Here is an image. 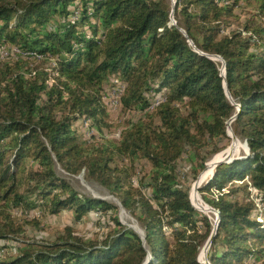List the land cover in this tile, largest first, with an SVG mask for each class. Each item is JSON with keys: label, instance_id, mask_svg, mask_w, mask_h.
<instances>
[{"label": "trees", "instance_id": "1", "mask_svg": "<svg viewBox=\"0 0 264 264\" xmlns=\"http://www.w3.org/2000/svg\"><path fill=\"white\" fill-rule=\"evenodd\" d=\"M240 1L174 0L169 25L170 0H0V42L42 56L0 60V264H204L198 254L213 223L193 207L191 183L231 141L226 121L236 112L231 128L248 154L215 166L198 188L219 210L207 260L264 264V26L230 29ZM253 3L264 16V0ZM119 84L120 109L139 115L105 138L113 126L105 100ZM80 118L101 143L79 139ZM56 164L107 188L144 240L116 205L75 190ZM33 209L76 221L110 212L109 229L96 240L65 228L6 251L22 232L13 212Z\"/></svg>", "mask_w": 264, "mask_h": 264}, {"label": "rangeland", "instance_id": "2", "mask_svg": "<svg viewBox=\"0 0 264 264\" xmlns=\"http://www.w3.org/2000/svg\"><path fill=\"white\" fill-rule=\"evenodd\" d=\"M170 1L172 4V0ZM234 13L236 14V17L232 18L230 22V29L232 30L241 29L242 25L249 20H253L256 24L264 26V16L259 14L258 9L254 6L253 0H241L235 7ZM70 18H72V16ZM33 64L36 67H41L43 65V62L35 61ZM117 82L119 81L117 80ZM107 99L108 96L105 100V106H107ZM135 113L129 111L123 112L120 107L115 109L107 108V114H109L107 120L113 126L111 128H104V134L107 136L105 138L116 139L115 135L118 132L117 130H121L128 119L138 117L139 114ZM75 127L77 128V136H79V139L85 140L86 142H92L94 145L101 143L102 140L97 136L95 128L91 127L89 122L88 125H85L83 118H80L78 120V122L75 124ZM230 127L231 122L228 126V132L229 134H232ZM230 139L231 141L229 142L227 147L211 155L208 158L204 170L191 183L189 197L192 204L197 208L202 209L204 207H210L207 203L202 200L200 194L195 190V188L198 185L200 187L211 177L212 172H214L215 163L226 156L236 158L245 155V141L239 138L230 137ZM184 159L185 155H183V157H181L177 162L178 171L181 178H184L185 173L188 171V165ZM55 169L57 173L63 176L78 192L85 195H90L92 197L101 198L116 205L117 217L119 221L127 227L133 229L135 232H141L142 229L139 224L135 221V219L129 214L127 210H125L122 206L118 204L120 201L115 196L110 194L107 188L92 179H87L84 175L83 170H81L79 173L71 174L63 170L58 164H56ZM194 190L195 193H193ZM209 209L213 210L211 207ZM201 212L206 214L211 219L213 224L215 223L216 213L214 210L212 211V213L204 211ZM107 213L109 214L110 212ZM108 214L101 213L97 210H91L86 217L79 221H76L73 219L71 213L66 210H63L58 214L46 215H41V213L37 209L29 211L15 210L13 212L12 217L15 219L17 224L21 225L22 232L18 235L17 239H12L11 242L8 243L9 246L5 248V250L7 251L9 249V252L14 253L15 249L12 246L16 247L19 243H22V240L30 242L52 241L56 239L59 235L64 233L65 228H70L73 234L83 239L93 238L96 240H101L104 237L105 232H107L109 229L107 225L110 223ZM258 217L261 216L259 215ZM260 219H262V217ZM134 226L137 227V229ZM209 246L205 252L206 256H204V245L201 247L198 254V258L201 261L205 260V257L207 259V251L209 249Z\"/></svg>", "mask_w": 264, "mask_h": 264}, {"label": "built area", "instance_id": "3", "mask_svg": "<svg viewBox=\"0 0 264 264\" xmlns=\"http://www.w3.org/2000/svg\"><path fill=\"white\" fill-rule=\"evenodd\" d=\"M75 16H76V14L72 15L71 19L75 20V18H76ZM19 56L23 57V58H33V59H37V60L42 58V56L35 51H22L21 49H19L15 45L0 42V60L8 59L11 57H19ZM114 83L118 84L117 80H114ZM122 90H123L122 84L114 86L110 90V92L108 93V99H107V106L109 109H115V108L120 107V95L122 93ZM162 100H163V97L156 98L151 103L150 108H152L153 106H157ZM83 121H84L85 125H88V122H89L88 119L83 118ZM116 136H118V132H117ZM256 203L258 206L257 218L259 220H262L263 219L262 213H261L262 208H261L260 203L258 202L257 198H256ZM259 215L262 217V219H260L261 217H258Z\"/></svg>", "mask_w": 264, "mask_h": 264}, {"label": "water", "instance_id": "4", "mask_svg": "<svg viewBox=\"0 0 264 264\" xmlns=\"http://www.w3.org/2000/svg\"><path fill=\"white\" fill-rule=\"evenodd\" d=\"M173 6H174V0H172V9H171V14H170V22H169V25H172V24H175V19H174V17H173ZM183 31V30H182ZM184 32V31H183ZM185 33V32H184ZM210 57L211 58H213V59H217V60H222V58L220 57V56H218V55H210ZM224 71H225V68H224V62L222 61V68H221V75L222 76H224ZM224 88H225V92H226V94H227V96L230 98V95H229V93H228V90H227V87H226V83H225V81H224ZM232 104H234L235 106H236V109H237V111H239V109H240V105H237V104H235L233 101H232ZM236 115H237V112L231 117V118H229L227 121H226V125H227V135L228 136H230L231 138H237L236 136H235V134L233 133V131H232V128H231V131H232V134H229V132H228V126H229V123L230 122H232L234 119H235V117H236ZM244 146L246 147V151H245V155H247L248 154V147H247V144H246V142L244 143ZM237 158V157H236ZM233 159H235V158H232L231 156H226V157H224V158H221L220 160H218L216 163H215V165H214V167L215 166H217L218 164H220V163H223V162H230V161H232ZM213 173L214 172H212V175H213ZM211 175V176H212ZM197 181V180H196ZM195 181V182H196ZM194 182V183H195ZM194 183H193V185H194ZM198 188H199V185L198 186H196V188H195V190L198 192ZM101 199V198H100ZM119 202V201H118ZM120 206H122L121 205V203L119 202L118 203ZM193 205V204H192ZM193 207L194 208H196V209H199V208H197V207H195L194 205H193ZM214 211H215V213H216V220H215V223L213 224V229H212V231H211V233H210V235H209V237H208V239L206 240V242H205V244H204V256H206V250H207V248H208V246L210 245V243H211V239H212V237H213V235L215 234V231H216V228H217V226H218V221H219V210H216V209H214V208H212ZM199 210H201V209H199ZM202 211V210H201ZM139 235H140V237L144 240V233H143V231L141 230V232H137ZM143 243L145 244V241H143ZM149 259V257H147V260ZM199 261L200 262H202V263H204V264H209V262H208V260L206 259V257H205V260H203V261H201L200 259H199Z\"/></svg>", "mask_w": 264, "mask_h": 264}, {"label": "bare ground", "instance_id": "5", "mask_svg": "<svg viewBox=\"0 0 264 264\" xmlns=\"http://www.w3.org/2000/svg\"><path fill=\"white\" fill-rule=\"evenodd\" d=\"M193 193H195V190L193 191ZM192 203V202H191ZM200 209V208H199ZM202 211H204V212H209V213H212V211L213 210H211V209H209V208H207V207H204V208H202L201 209ZM135 227V226H134ZM136 229H137V227H135Z\"/></svg>", "mask_w": 264, "mask_h": 264}]
</instances>
